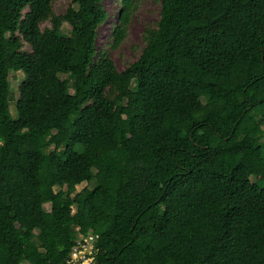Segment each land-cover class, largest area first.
Segmentation results:
<instances>
[{
	"label": "trees",
	"instance_id": "obj_1",
	"mask_svg": "<svg viewBox=\"0 0 264 264\" xmlns=\"http://www.w3.org/2000/svg\"><path fill=\"white\" fill-rule=\"evenodd\" d=\"M52 3L0 0V264H264V0H160L120 71L103 0Z\"/></svg>",
	"mask_w": 264,
	"mask_h": 264
},
{
	"label": "rangeland",
	"instance_id": "obj_2",
	"mask_svg": "<svg viewBox=\"0 0 264 264\" xmlns=\"http://www.w3.org/2000/svg\"><path fill=\"white\" fill-rule=\"evenodd\" d=\"M70 0H53L52 10L55 15L63 14L69 6ZM136 6L129 15L128 22L125 26L124 37L117 43L116 46L110 47L109 42L111 37L108 35L113 28V25L117 22V11L120 6V0H103V5L108 13L107 20L99 27L97 36V48L101 49L105 55L112 60L115 68L120 71L123 70L129 63L133 62L139 55L141 48L144 46L143 32L148 27H154L159 18L160 0H136ZM50 22L45 21L41 27L49 26ZM7 32L12 33L17 31L14 29L13 21L8 22L6 26ZM70 29L67 23H63L62 30L68 32ZM25 49L29 50V46L25 43ZM23 74L21 71L12 72L10 74V80L15 87L22 79ZM64 85L70 87V81L67 75H62ZM15 100L10 104V115L16 117V92L14 90ZM134 116V111L131 112V117ZM36 149L40 148L41 143L38 140L33 142ZM86 149L93 153H99V147L97 144L90 143L85 146ZM48 150H52V147H48ZM16 170L20 169V166L15 167ZM257 178H264L263 174H257L252 177V180ZM85 183L77 185V190H80ZM48 208L49 205L46 204ZM87 209L84 208L81 215H86ZM67 228L72 229L71 225Z\"/></svg>",
	"mask_w": 264,
	"mask_h": 264
},
{
	"label": "built area",
	"instance_id": "obj_3",
	"mask_svg": "<svg viewBox=\"0 0 264 264\" xmlns=\"http://www.w3.org/2000/svg\"><path fill=\"white\" fill-rule=\"evenodd\" d=\"M77 231V227L74 228ZM98 235L92 232L86 234L77 231L75 244L72 247L66 264H98L96 240Z\"/></svg>",
	"mask_w": 264,
	"mask_h": 264
}]
</instances>
